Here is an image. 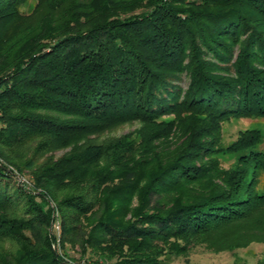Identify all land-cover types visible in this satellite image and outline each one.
Masks as SVG:
<instances>
[{
    "label": "trees",
    "instance_id": "obj_1",
    "mask_svg": "<svg viewBox=\"0 0 264 264\" xmlns=\"http://www.w3.org/2000/svg\"><path fill=\"white\" fill-rule=\"evenodd\" d=\"M23 2L0 0L1 45L21 37L23 23L16 27L13 21ZM90 2L64 10L59 4L65 0H52L51 21L23 34L33 43L31 52H19L11 62L0 53V236L18 246L0 264H67L43 231L51 220L47 196L57 199L47 186L77 188L74 178L99 164L105 148L87 144L42 169L36 156L48 144L43 139L68 144L128 121L151 128V139L174 131L181 138L170 157L153 154L157 172L128 221L115 225L102 218L99 201L60 200V212L97 210L89 234L80 235L83 252L91 248L102 260L117 258L114 264H169V240L200 238L214 252L264 243L263 137L256 129L243 131L226 148L219 146L222 122L264 120V0ZM39 39L48 44L39 45ZM182 75L186 90L177 86ZM42 111L78 122L48 120L37 115ZM169 115L175 119L158 120ZM31 145L35 159L23 163ZM226 154L235 157V165L223 170L217 157ZM21 165L39 171L33 172L31 191L16 182L13 170ZM33 189L46 195H34ZM161 194L175 195L167 207L158 205ZM19 199L30 204L24 214L34 213L33 223L9 208ZM60 220L61 245L71 244L77 227L62 212ZM24 229L32 243L21 235Z\"/></svg>",
    "mask_w": 264,
    "mask_h": 264
},
{
    "label": "rangeland",
    "instance_id": "obj_2",
    "mask_svg": "<svg viewBox=\"0 0 264 264\" xmlns=\"http://www.w3.org/2000/svg\"><path fill=\"white\" fill-rule=\"evenodd\" d=\"M90 0H65L64 4H59L62 9L69 8L71 5H78L80 8L82 5L90 7ZM52 5V0H24L22 5H19L17 9L18 17H21L23 21H13L16 27L20 23H23L18 29L22 31L20 33L21 37L14 36L6 45H1L0 53L4 54L7 62L14 59L18 54L28 51L31 52V46L33 43L29 40H23V34L27 31H32L42 26V22L49 20L51 14L49 15L50 6ZM64 7V8H63ZM182 8V7H180ZM194 9V7H192ZM191 8V9H192ZM64 9V10H65ZM12 10V9H11ZM37 12H36V11ZM139 11V9H137ZM135 11L138 12V11ZM11 17H15L12 15ZM12 23L8 25L7 29L11 27ZM6 29V28H5ZM12 29V27H11ZM11 30H9V33ZM4 33H7L6 31ZM244 38H240L241 44L243 43ZM28 42V43H27ZM23 43V45H22ZM39 45L48 44V42L39 39ZM25 45V46H24ZM243 45V44H242ZM38 46V45H37ZM20 49V50H19ZM20 52V53H19ZM236 52V50H235ZM234 52V53H235ZM236 55V54H235ZM13 58V59H12ZM235 61V56H234ZM210 62H214L213 59H209ZM219 64L218 66H220ZM179 89L186 90L187 80L185 75H182L179 83L177 84ZM37 115L40 117L44 116L45 118L52 119L55 122L60 123H71L78 122V119L73 116H65L63 113H53L49 111L37 112ZM175 119L173 115L166 117H161L158 120L162 122H168L169 120ZM253 129L259 130L263 137V144L259 147V150L264 153V120H226L222 122L219 126V146L221 149L226 148L228 144H232L237 138V136L243 131H251ZM151 128H146L143 123L128 121L127 123L114 124L109 128H101L96 133H89L81 138H74L68 144H64L63 141L58 140L54 141L50 137H46L43 140H48L46 147L42 149L41 154L36 156V159H39L37 162L38 166H42L44 169L45 166L58 162L63 156H72L76 151H79L80 148H84L87 144L91 145H102L104 150V156L100 159V163L88 167L84 176L76 177L78 179L76 182L77 188L64 186V188H59L56 185H49L48 188L54 190L57 199L53 200L50 196H47V207L46 210L50 212V223L49 226L43 231L48 233L49 236L53 238L52 248L55 254L62 258L67 264H114L118 262L117 258H108L100 257L94 250L91 248H86L83 252L80 244V235L89 234L91 225L88 224L89 220L92 219L93 213L97 210L92 209L87 212V214L82 215L76 211L68 210L62 208L61 212L68 221V224L76 226L77 229L74 232V235L71 236V244L65 242L61 245L60 242V216L61 212L59 211L60 200L69 197V196H78L80 202H87V205L92 203H98V207L102 205V211L100 214L102 218L108 220V222L114 223L115 225L119 223H124L128 221L131 217V212H134L138 209L139 198L145 190L146 185L148 184L151 176L155 175V171L158 168V162L151 160L155 155L159 154L158 157H170L173 149L178 145V140H180L176 131L171 132L169 137L166 139H161V137H154L151 139L150 133ZM149 136L150 138H147ZM155 139V140H154ZM43 142V141H42ZM121 142L122 145L119 143ZM125 142V143H124ZM132 142V146L129 144ZM115 144H118L121 147V153H115ZM34 148L32 145L30 148L27 146L29 153L25 154L23 163L28 160L35 159ZM40 153V152H39ZM68 156V157H69ZM218 164L220 169L227 170L233 168L235 165V157L231 155L218 156ZM22 163V164H23ZM160 168V167H159ZM37 168L27 170L21 165L20 169H14L15 178H22L28 185H25V190L31 191L32 176L33 172ZM18 172V173H17ZM39 172V171H38ZM157 172V171H156ZM20 174V175H19ZM16 182H20L17 180ZM262 185V181H259ZM64 185L66 183L64 182ZM28 189V190H27ZM81 189V190H80ZM34 195H46L43 190H32ZM174 194H161L158 205L163 207L171 203ZM156 201V200H155ZM34 202L37 205L40 202V199L37 197L34 199ZM28 206L29 208H25ZM11 210H18V214L24 221L34 220L35 214L32 213L27 215L25 212L30 211V204L24 203V200L19 199V201L11 205ZM21 210V211H20ZM45 210V211H46ZM71 227V226H70ZM42 231V229H41ZM21 235L28 239V242H31V234L25 229L21 231ZM166 249H170L172 253L168 257L169 264H264V243H251L245 245L243 248H233L230 251H210L208 250L206 243H203V239L197 238L195 240H169L166 242ZM18 246L11 241V238L7 236H0V261L6 254L14 253L17 251ZM123 254L126 250L122 249ZM168 252V251H167ZM105 255V254H104ZM103 255V256H104ZM106 256V255H105Z\"/></svg>",
    "mask_w": 264,
    "mask_h": 264
},
{
    "label": "built area",
    "instance_id": "obj_3",
    "mask_svg": "<svg viewBox=\"0 0 264 264\" xmlns=\"http://www.w3.org/2000/svg\"><path fill=\"white\" fill-rule=\"evenodd\" d=\"M17 180L20 182L21 185L25 186V185H28L27 182H25L21 177L20 178H17Z\"/></svg>",
    "mask_w": 264,
    "mask_h": 264
}]
</instances>
